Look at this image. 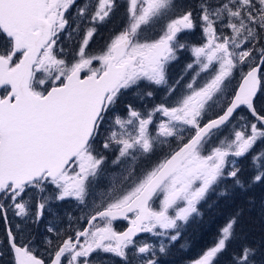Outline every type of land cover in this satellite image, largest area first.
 Segmentation results:
<instances>
[{
    "label": "snow or ice",
    "instance_id": "snow-or-ice-1",
    "mask_svg": "<svg viewBox=\"0 0 264 264\" xmlns=\"http://www.w3.org/2000/svg\"><path fill=\"white\" fill-rule=\"evenodd\" d=\"M119 6L0 0V264H164L213 195L239 204L194 264H264V228L259 240L243 228L246 210L264 220V0H129L128 25L93 51ZM196 30L203 43L190 44ZM181 51L199 71L176 95L167 67ZM234 72L238 90L205 121ZM201 73L212 74L196 87ZM242 107L246 123L219 139ZM72 201L88 226L61 239Z\"/></svg>",
    "mask_w": 264,
    "mask_h": 264
},
{
    "label": "trees",
    "instance_id": "trees-1",
    "mask_svg": "<svg viewBox=\"0 0 264 264\" xmlns=\"http://www.w3.org/2000/svg\"><path fill=\"white\" fill-rule=\"evenodd\" d=\"M162 27L163 23L150 29L146 34L152 37L158 36V34L161 33ZM184 39L190 44H200L202 36L200 31L196 30L195 33L186 35ZM178 57V60L171 62L167 67V80L168 85H176V87L179 88V86L183 85L182 70L187 68V64L191 61V58L188 51H181L178 53ZM189 75L187 70L186 77ZM233 77L234 81L237 80L239 82L241 79L239 72H234ZM176 81H179V84H176ZM184 84H186V82H184ZM183 86L176 91V95L181 94L179 90L182 91L181 88H183ZM166 88L167 86H159L155 89L156 103H159L165 96ZM131 99L132 96L129 95L126 101ZM237 112H241L245 117L249 115L243 107L238 109ZM213 117L215 116L205 117L204 119L207 121ZM226 126H222L220 130ZM155 162L156 158L154 157L150 161L142 162L141 166L137 169V174H140L143 169L150 167ZM101 186L106 185L101 182ZM257 195L264 194L257 193ZM238 204L239 201L235 203L225 202L224 200H217L215 195L211 196L207 203H203L200 206L201 215L191 218L189 222L184 225L180 239L171 246L170 254L164 258V264H189V262L198 258L201 253L212 247L219 234V229L223 226L229 214ZM243 228L249 240H259L262 228H264V220L261 219L258 210H253L252 212L245 211ZM214 264H228L227 254L219 255L215 258Z\"/></svg>",
    "mask_w": 264,
    "mask_h": 264
},
{
    "label": "flooded vegetation",
    "instance_id": "flooded-vegetation-1",
    "mask_svg": "<svg viewBox=\"0 0 264 264\" xmlns=\"http://www.w3.org/2000/svg\"><path fill=\"white\" fill-rule=\"evenodd\" d=\"M119 7L112 15V18L110 21L105 23L103 26L99 28V31L97 35L95 36L93 42H92V49L93 51H99L104 46L110 42V39L118 34L120 31H122L129 23V13H128V3L129 0H118ZM156 158V157H154ZM157 159V158H156ZM113 169L109 168V171H112ZM104 185H107V180L102 181ZM69 213L73 219L71 221L68 220L67 216L64 218V222L62 225V232L63 235L61 239L67 238L68 235H75V231L79 229H83L84 227H87L86 220L81 218L77 220L76 218L83 217L87 214L88 210L81 211L80 208H78L74 201L71 203H68L64 206V209L62 210V215L64 212ZM97 223L102 224V221H97ZM114 227L117 231H124L128 227V221L126 220H117L114 222ZM3 229L4 225L3 223H0V238L3 237ZM149 235H146V233H143L140 235V238H148ZM83 242V238H81V243ZM53 243L55 244L59 243V241L53 237ZM40 254L44 255L45 258H47V253L44 251V247L41 246L40 248Z\"/></svg>",
    "mask_w": 264,
    "mask_h": 264
},
{
    "label": "rangeland",
    "instance_id": "rangeland-1",
    "mask_svg": "<svg viewBox=\"0 0 264 264\" xmlns=\"http://www.w3.org/2000/svg\"><path fill=\"white\" fill-rule=\"evenodd\" d=\"M162 23H165V21L162 22ZM201 43H203V37H202ZM188 53H189L190 58H191V61L189 63H192L194 58L192 57V55H191L190 52H188ZM218 67H219V65L216 64L215 65V68L213 69V71L215 69H218ZM187 70H188V73L190 74L188 77H186V71ZM197 71H199L198 67H194L193 69H187V68H185V70H182V81H183V85L184 86L181 85V86H183V88H181L182 91L179 90V92H181V94H187L188 93L189 90L187 89V84L190 83V82H192L193 77L195 76V74H196ZM211 74L212 73H201L198 77H196L195 86L196 87L203 86V84L210 78V75ZM184 82H186V84H184ZM237 84H238V81L237 80L234 81V77H233V79L231 78V85H230L229 89L227 90L226 93H224L223 95H221L220 100H219L217 106H215L210 112H208L205 117L208 118V117H211V116H216L217 114H219L225 108V106L227 105V103L231 99V97L233 95V92H234ZM181 86H179V88H178L175 85L176 91L178 89H180ZM241 116H243L241 112H237L234 115V117L231 119V122L226 127H224L222 130H220V132L218 133L219 139H224L225 137H231L233 135V133H234L235 130H240L241 125H243V124L246 123L245 120H241L240 119ZM140 174H137V175H140ZM131 183H132L131 181H128L125 184V188L127 189L128 187H130L131 186ZM106 186H104V187H106ZM157 204H158V201H157ZM146 235H149V237H150V234H146ZM150 242H154L155 243L157 241H156L155 238H150ZM203 253H201L198 256V258H196L194 261L189 262V264H194V262L197 259H199L203 255Z\"/></svg>",
    "mask_w": 264,
    "mask_h": 264
},
{
    "label": "water",
    "instance_id": "water-1",
    "mask_svg": "<svg viewBox=\"0 0 264 264\" xmlns=\"http://www.w3.org/2000/svg\"><path fill=\"white\" fill-rule=\"evenodd\" d=\"M240 82H241V79H240V81H239V83H238V85H237V87H236L235 90H238ZM233 94H234V93H233ZM232 97H233V95H232ZM232 97H231V99H232ZM231 99H230V101H231ZM230 101H229V103H230ZM229 103H228V104H229ZM228 104H227V105H228ZM225 108H226V107H225ZM221 113H222V112H221ZM221 113H220V114H221ZM214 118H215V117H214ZM121 220H122V219H121ZM126 229H127V228H126ZM126 229H125V230H126Z\"/></svg>",
    "mask_w": 264,
    "mask_h": 264
}]
</instances>
